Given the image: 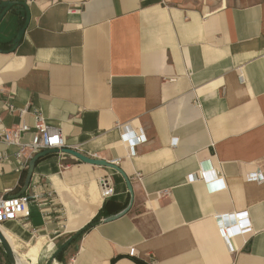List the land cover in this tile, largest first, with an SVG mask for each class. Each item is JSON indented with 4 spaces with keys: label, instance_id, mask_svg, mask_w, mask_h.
<instances>
[{
    "label": "crops",
    "instance_id": "crops-1",
    "mask_svg": "<svg viewBox=\"0 0 264 264\" xmlns=\"http://www.w3.org/2000/svg\"><path fill=\"white\" fill-rule=\"evenodd\" d=\"M38 112L66 147L116 164L133 200L106 221L129 203L118 171L39 158L29 218L0 225L18 264H264V0H0L2 124ZM118 125L146 141L131 150ZM0 149V194L15 195L27 168ZM240 211L251 232L231 252L216 216Z\"/></svg>",
    "mask_w": 264,
    "mask_h": 264
},
{
    "label": "built area",
    "instance_id": "built-area-1",
    "mask_svg": "<svg viewBox=\"0 0 264 264\" xmlns=\"http://www.w3.org/2000/svg\"><path fill=\"white\" fill-rule=\"evenodd\" d=\"M5 110L9 113H16L19 118L26 113L25 108H15L9 101L5 104ZM118 127L122 128V139L131 150L134 146L146 141V137L141 129H131L129 125H118ZM29 132H31V138L28 141H24L23 136ZM1 145L17 148L15 156L20 159L22 170L27 168L29 160L36 153L45 149L57 148L60 150L66 147L60 131L57 128L49 126L39 112L34 114L32 126L21 120L18 125L5 127L2 124L0 116ZM6 158L5 151L0 149V166ZM1 172L2 169L0 167V174ZM99 185L102 198L113 195L114 186L107 178L100 179ZM37 199L38 194L32 183H29L26 191L19 196L0 194V225L9 220H26L29 218L31 214L30 203ZM216 220L220 234L231 252H234V248L230 243V238L235 234L251 232V223L246 211L217 215ZM133 254L134 248H130L129 255L132 256Z\"/></svg>",
    "mask_w": 264,
    "mask_h": 264
},
{
    "label": "water",
    "instance_id": "water-1",
    "mask_svg": "<svg viewBox=\"0 0 264 264\" xmlns=\"http://www.w3.org/2000/svg\"><path fill=\"white\" fill-rule=\"evenodd\" d=\"M59 152L70 154V155H72V156L78 158L79 160H81V161H83L85 163H88V164L97 165V166H104V167H110V168H113L116 171H118L122 175V177L124 178V180L126 182L127 189L129 191V195H130L129 203L122 211H120L117 214L108 216V217L104 218V220L108 221V220L114 219V218L120 216L121 214L125 213L128 210V208L130 207V205L132 203V200H133V192H132L130 181L127 178V176L123 173V171L116 164H114L112 162H108V161H105V160H102V159H94V158L86 157V156L82 155L81 153L77 152L76 150H73V149L68 148V147H64V148H62L60 150L57 149V148L45 149V150H42V151L36 153L29 160L22 188L17 194H15V196H19V195L23 194L26 191V189H27V187H28V185L30 183V179H31V176H32L33 168H34V165H35L36 161L39 158L44 157L46 155L59 153ZM0 247H1L2 251H3V253L5 254V256L7 257L8 262L10 264H17L15 253H14L12 247L10 246L9 242L7 241L6 237L1 232V230H0Z\"/></svg>",
    "mask_w": 264,
    "mask_h": 264
},
{
    "label": "trees",
    "instance_id": "trees-1",
    "mask_svg": "<svg viewBox=\"0 0 264 264\" xmlns=\"http://www.w3.org/2000/svg\"><path fill=\"white\" fill-rule=\"evenodd\" d=\"M92 222H89L84 228H82L81 230H79L76 234H75V237L72 238L71 241H69L66 245H64L63 247H61V249H58L55 253H53L52 257L55 258L56 260L58 261H64V253L66 252V250L68 249L69 245L72 243V241L77 238V237H80L87 229L88 227L90 226ZM50 242V246L49 248L47 249L48 252H52L53 250V243L51 241ZM44 249V248H43ZM1 251V249H0ZM3 255V253H2ZM5 261H6V264H10L7 260V258L5 257Z\"/></svg>",
    "mask_w": 264,
    "mask_h": 264
},
{
    "label": "rangeland",
    "instance_id": "rangeland-1",
    "mask_svg": "<svg viewBox=\"0 0 264 264\" xmlns=\"http://www.w3.org/2000/svg\"><path fill=\"white\" fill-rule=\"evenodd\" d=\"M0 249H1V247H0ZM17 251H18V249H16ZM19 253H22V250H20V251H18ZM2 253H3V251H2V249H1V251H0V264H6V261H5V254L3 253V255H2ZM7 258V257H6ZM8 260V259H7Z\"/></svg>",
    "mask_w": 264,
    "mask_h": 264
},
{
    "label": "bare ground",
    "instance_id": "bare-ground-1",
    "mask_svg": "<svg viewBox=\"0 0 264 264\" xmlns=\"http://www.w3.org/2000/svg\"><path fill=\"white\" fill-rule=\"evenodd\" d=\"M1 230V229H0ZM2 232V231H1ZM17 260V259H16ZM18 264V263H17Z\"/></svg>",
    "mask_w": 264,
    "mask_h": 264
}]
</instances>
